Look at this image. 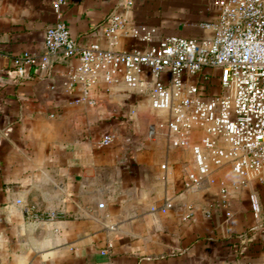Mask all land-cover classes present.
Masks as SVG:
<instances>
[{
  "label": "crops",
  "instance_id": "crops-1",
  "mask_svg": "<svg viewBox=\"0 0 264 264\" xmlns=\"http://www.w3.org/2000/svg\"><path fill=\"white\" fill-rule=\"evenodd\" d=\"M56 1L0 0V264H264L259 179L225 166L188 188L191 145H173L169 112L147 96L122 79L86 87L77 56L53 55L43 70L14 66L45 54ZM61 11L79 46L117 50L144 44L110 46L113 15L156 28L154 44L211 36L203 24L218 14L216 0H64Z\"/></svg>",
  "mask_w": 264,
  "mask_h": 264
},
{
  "label": "built area",
  "instance_id": "built-area-1",
  "mask_svg": "<svg viewBox=\"0 0 264 264\" xmlns=\"http://www.w3.org/2000/svg\"><path fill=\"white\" fill-rule=\"evenodd\" d=\"M63 3H54L56 20L45 32V54L15 57L19 72L27 66L46 69L56 54L77 56L76 73L86 87L122 79L147 96L152 109L169 112L165 125L173 145H191L197 165V173L188 176V188L225 166L245 182L264 183V0H216V19L203 24L212 30L211 36L169 35L154 44L156 28L113 15L105 30L110 46L120 37L144 44L129 50L104 48L97 42L79 46L63 19ZM146 71L152 79H145ZM217 83L221 92L211 93ZM198 130L202 135L190 144ZM112 141L108 135L101 144ZM250 201L260 220L258 195L251 193ZM168 207L170 202L161 210ZM57 216L51 212L44 217Z\"/></svg>",
  "mask_w": 264,
  "mask_h": 264
},
{
  "label": "rangeland",
  "instance_id": "rangeland-1",
  "mask_svg": "<svg viewBox=\"0 0 264 264\" xmlns=\"http://www.w3.org/2000/svg\"><path fill=\"white\" fill-rule=\"evenodd\" d=\"M216 81H217V80H216ZM221 90H222V88H221L220 84L217 83V84L215 85V87L213 88V90L211 91V93H213V92H215V93H220Z\"/></svg>",
  "mask_w": 264,
  "mask_h": 264
}]
</instances>
